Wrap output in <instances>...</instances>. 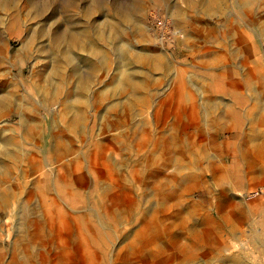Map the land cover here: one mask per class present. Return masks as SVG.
Returning <instances> with one entry per match:
<instances>
[{
  "label": "rangeland",
  "instance_id": "374dc122",
  "mask_svg": "<svg viewBox=\"0 0 264 264\" xmlns=\"http://www.w3.org/2000/svg\"><path fill=\"white\" fill-rule=\"evenodd\" d=\"M84 30L102 57L76 50L59 96L38 94L35 76L57 63L54 35ZM126 70L133 84L114 88ZM89 72L82 93L75 83ZM0 90L13 95L0 136L21 129L16 101L30 104L26 118L39 126L31 139L17 136L24 176L14 168L9 182L19 195L0 210V264L19 260L13 242L20 234L18 243H30L28 226L49 236L52 261L80 264L77 250L55 256L68 246L53 243L63 234L84 245L91 264H215L233 254L264 264L251 242L252 230H264V172L247 176L264 159L244 156L264 141V0H0ZM77 97L85 117L72 125L65 104ZM51 129L61 144L49 143ZM231 165L242 175L237 188ZM53 197L71 227L51 234L47 216L57 212L46 215L43 203ZM234 205L244 207L239 239L220 222ZM32 246L40 257L39 240Z\"/></svg>",
  "mask_w": 264,
  "mask_h": 264
},
{
  "label": "bare ground",
  "instance_id": "6f19581e",
  "mask_svg": "<svg viewBox=\"0 0 264 264\" xmlns=\"http://www.w3.org/2000/svg\"><path fill=\"white\" fill-rule=\"evenodd\" d=\"M181 12H183V11H181ZM173 14H175V11H173ZM178 18L181 20V16L178 15ZM4 28H6V27H4ZM99 37H101V31H99ZM52 47L57 51V55H58L57 56L58 58L56 60L57 63L55 64V66H53L50 69V71H46L45 74L35 76V78L33 80V87L38 94H40L43 97H46L49 100L53 101V99H56L59 96L60 91L64 87H66V85L68 83H70L69 80H71V76H70L71 74H69V72H67L65 68H66V64H68L75 57V51L79 50V49H84L88 53V56L98 58V57H102V49L100 46H98L96 43H94L91 40V38L89 36V31H87V30H84L83 32L68 31V32H65L62 34L54 35V38L52 41ZM92 79H93V73L89 72V74H87V76H83V77L80 76L79 78H77L75 84L80 89V92L85 93L91 89ZM133 82H134V76L131 74V72L129 70L128 71L126 70V71L121 72V76L116 81L114 88H120L123 86L131 85V84H133ZM219 83H222V82L219 81ZM21 85L24 86V82H22ZM0 91H2V90H0ZM101 94H102V92H100V94L98 96H100ZM12 96L13 95H11V93H7V92H5L4 94L2 93V95H0V116L8 115L9 109L5 106V104H7V103L10 104L11 102H13L11 100V99H13ZM71 97H74L73 92L68 93V99H70ZM21 101H22L21 103H24V99ZM79 102H80V100L77 97L75 99H71V100L67 101L65 104V110L67 111V113H72V118L70 119L71 120L70 122L72 125H76L78 122V119L85 117V112L79 111V108H78ZM24 104L19 105L17 103V101L15 102V105L18 106V110L21 111L20 121H19L21 124V129L18 130V128H16V127L8 126L2 130V134L0 136V210H5L7 213H8V211L12 205V202L19 195V194L17 195V191L15 189V186H13L9 181H10V178L13 174L14 168L15 169L18 168V170H20L19 165L24 162V150L22 148V141H20V138H18L17 136L19 135V137H21L23 140L24 139H31L35 135H37L36 133H37V130L39 127L37 120L31 121L30 119L26 118L25 114H27V112H29L30 109H32V108L30 107V104H28L26 102ZM4 107H6V108H4ZM243 109H244V107H243ZM241 110H242V108H241ZM5 132H8V133L6 134ZM53 132L54 131L51 129V133H50L49 138H48L49 143L55 144V145L61 144L63 139L59 137V134L54 135L52 138ZM231 135H232V133H231ZM168 138H169V136H168ZM40 150H42V149H40ZM244 156L246 157V160H250L249 159L250 157L251 158L254 157V159H255V157L264 159V141L257 146V148L254 150V152L251 156H248V154H244ZM251 163H253V161ZM250 168L252 170L248 171L247 176L249 177V179L251 178L253 181L256 180V178L259 177L262 174V172H264V169H262L259 166L251 167V165H250ZM228 171L232 172L234 175H236L235 176L236 177L235 178V180H236L235 184H236V188H237V186H239L242 183V175L240 176L239 171L237 170V167L233 166V165H231V167L228 169ZM19 175H20V177H23L24 171L20 170ZM20 183H23V180ZM18 189H19V187H18ZM58 193L63 194V190H61ZM259 202L260 203L257 204V206L259 205L260 207L258 206L257 209L263 208V212H264V200H261ZM18 204H17V206L21 209V213H23V201L19 205ZM43 205L46 208V215H47V212L50 211L53 207H55V211L57 212L56 213L57 215L55 213L54 214L52 213V214L47 216V221H48L47 224H49L51 234L53 233V231L51 229H53V227L55 225L61 231H64L63 227H65L67 229L71 227L70 226L71 221L67 217V215L69 216V214L67 212H65L64 209L60 206L57 198L53 197L52 202H44ZM238 206L234 205L232 211L225 212V213L221 212L222 214L220 215V218H221L220 222L225 224V225L228 224L227 225L229 227L228 232L230 234H232L236 239H239V237L241 236V227H242L241 224L245 220L244 217L243 218L237 217V214H238L237 212L239 210L242 211V213H244L243 212L244 207L242 208L241 206H239L240 208H237ZM21 216L23 217L22 214H21ZM22 217H21V219H23ZM144 221L147 223L148 220H144ZM261 225L264 226V215L262 216V219H261ZM239 226H240V228H239ZM25 228L26 229L23 232H24V234L26 232L27 236L29 235L30 243H28V244L18 243V241H20L24 236L20 235V234L16 235L14 242H13L14 251L20 253L21 256L19 257V260H16V262H14L15 258H14V255L12 254V256H10L11 261L9 264H71V263H68L67 260H62L59 262V261H52L51 258L47 259L48 257H46V255H48V253L50 254V252H51V250L48 248V244L50 242L46 243V238H48L49 236L42 237L39 233V230L35 229V228H39V227L28 226ZM168 228H170V227H168ZM216 232H217L216 233V235H217L216 238H217L222 233L221 228L219 230H217ZM197 233L198 232H193L192 236H195V238H197V240L200 242V239H199L200 235ZM252 233H254V234H253V237L251 239V242H252L254 248H256L258 250L260 255L264 256V230H262V231H260V230L259 231L258 230L253 231L252 230ZM8 236H9V234H8ZM69 239L64 238L63 234L58 237V234H57L53 243H55V242L58 243V245H57L58 247L61 246V243H64V244L67 243L68 246L65 250L64 249L62 250L60 248L61 250H59V252H57V254L55 256H58V257L61 255L69 256V255H71L72 252H74V251L76 252V250H77L78 254L81 257V258H79L80 264H91L92 263L91 258L89 256H85L86 248L84 247V245H82V244L77 245V246H79V247H77V246H75L77 243L76 242L75 245L72 246L73 244L69 242L70 241ZM38 240H39L40 245H41L40 246L41 248H39V249L41 250L42 254L40 255V257L39 256L34 257L30 253H31V249L33 247L32 245L34 243H36ZM192 247H194L193 251H194V253H196L199 246L198 245H192ZM43 249H44V252L42 251ZM185 249H187V248H185ZM184 251L185 250H183V252ZM203 252H204L203 254L207 255V257L210 256L209 251L204 250ZM190 253L191 252L188 251L187 254H189V255L185 254V255H187L186 258L190 257V255H191ZM4 256H5L4 252L0 251V263L2 262V259L4 258ZM55 256L54 257L52 256V257L55 258ZM245 260L246 259H245V257L243 258V255L233 254V255H230L228 258H218L214 263L215 264H245V262H246Z\"/></svg>",
  "mask_w": 264,
  "mask_h": 264
},
{
  "label": "built area",
  "instance_id": "2783aa9c",
  "mask_svg": "<svg viewBox=\"0 0 264 264\" xmlns=\"http://www.w3.org/2000/svg\"><path fill=\"white\" fill-rule=\"evenodd\" d=\"M158 24H159V26H162L163 25V23H162L161 20L158 21Z\"/></svg>",
  "mask_w": 264,
  "mask_h": 264
}]
</instances>
